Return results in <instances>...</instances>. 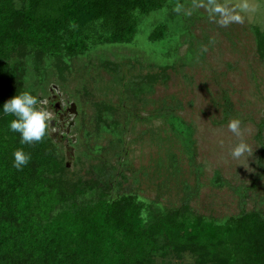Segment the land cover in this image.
I'll list each match as a JSON object with an SVG mask.
<instances>
[{
	"label": "rangeland",
	"instance_id": "obj_1",
	"mask_svg": "<svg viewBox=\"0 0 264 264\" xmlns=\"http://www.w3.org/2000/svg\"><path fill=\"white\" fill-rule=\"evenodd\" d=\"M212 2L171 0L140 20L129 44L24 59L23 91L47 101V137L64 178L78 184L77 203L131 196L149 219L186 204L217 224L251 211L264 216V58L256 36L264 34V0H215L241 17L227 27ZM161 24L166 38L149 42ZM231 119L241 121V137L228 130ZM241 140L249 151L234 159ZM193 253L156 256L155 264H194Z\"/></svg>",
	"mask_w": 264,
	"mask_h": 264
},
{
	"label": "trees",
	"instance_id": "obj_2",
	"mask_svg": "<svg viewBox=\"0 0 264 264\" xmlns=\"http://www.w3.org/2000/svg\"><path fill=\"white\" fill-rule=\"evenodd\" d=\"M170 1L0 0V108L24 90L30 52L58 58L132 43L140 20ZM256 36L264 58V34ZM164 38L161 24L148 41ZM12 118L0 115V264H155L186 250L198 255L194 264H264V216L251 211L217 224L185 204L149 219L131 196L79 204L78 184L64 178L49 138L21 145L8 130ZM21 147L31 160L18 171L12 153Z\"/></svg>",
	"mask_w": 264,
	"mask_h": 264
},
{
	"label": "clouds",
	"instance_id": "obj_3",
	"mask_svg": "<svg viewBox=\"0 0 264 264\" xmlns=\"http://www.w3.org/2000/svg\"><path fill=\"white\" fill-rule=\"evenodd\" d=\"M178 10L179 8H177ZM209 10L212 14H220L222 18L217 19L216 22L222 27H227L232 21H241L240 15L233 14L234 9L229 10L226 6L215 3V0H213ZM46 103L47 101L34 95L31 90H25L7 100L0 108V115L13 117L8 121L7 127L10 132L19 134L21 145L42 142L49 135L52 126V112L43 106ZM227 127L235 136H242L239 119L229 120ZM248 151L249 146L241 140L231 149L230 155L234 159H239ZM12 156V166L18 171L23 170L31 160V155L26 153L23 147L14 150Z\"/></svg>",
	"mask_w": 264,
	"mask_h": 264
}]
</instances>
